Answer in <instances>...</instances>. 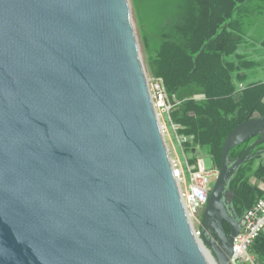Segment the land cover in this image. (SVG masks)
<instances>
[{
    "label": "water",
    "instance_id": "water-1",
    "mask_svg": "<svg viewBox=\"0 0 264 264\" xmlns=\"http://www.w3.org/2000/svg\"><path fill=\"white\" fill-rule=\"evenodd\" d=\"M263 143L264 116L227 136L196 238L129 0H0V264H229Z\"/></svg>",
    "mask_w": 264,
    "mask_h": 264
},
{
    "label": "trees",
    "instance_id": "trees-1",
    "mask_svg": "<svg viewBox=\"0 0 264 264\" xmlns=\"http://www.w3.org/2000/svg\"><path fill=\"white\" fill-rule=\"evenodd\" d=\"M253 12L264 13V0H189L184 20L163 34L160 47L148 57L151 76L161 78L169 96L181 102L172 116L184 127L181 133L193 137L188 145L197 148L192 150L193 160L200 149L207 148L218 170L227 136L239 124L264 116V81L251 80L244 73L253 64L242 50L250 29L246 18ZM242 83L245 88L240 91ZM196 95L205 99H193ZM258 138L232 150L231 159L241 157ZM260 146L257 150L264 148V143ZM249 163L231 184L239 215L264 194L262 191L256 198L257 189L249 179L239 177ZM259 173L264 176V166L257 169ZM251 253L264 264V234Z\"/></svg>",
    "mask_w": 264,
    "mask_h": 264
},
{
    "label": "built area",
    "instance_id": "built-area-1",
    "mask_svg": "<svg viewBox=\"0 0 264 264\" xmlns=\"http://www.w3.org/2000/svg\"><path fill=\"white\" fill-rule=\"evenodd\" d=\"M147 80L149 92L165 140L167 138L169 123L175 139L182 150L189 173V180L185 176L182 163L176 155L174 148L172 149L173 151H170L168 148L173 173L180 189L186 214L195 233V237L200 238L204 210L208 203L213 182L217 177L218 168L214 166L212 169H208L200 153L197 154L194 160L189 161L186 155V148L197 150V148L194 149L192 146H188L193 141V137L182 134L181 132L184 130V127L176 123L172 116L181 102L175 97L174 101L172 100L161 78L152 76L148 78L147 76ZM193 99L203 100L205 96L196 95ZM242 225L241 232L234 238L233 255L229 264H260L259 259L251 253V248L258 240V237L264 234V194L250 208L244 210Z\"/></svg>",
    "mask_w": 264,
    "mask_h": 264
},
{
    "label": "rangeland",
    "instance_id": "rangeland-1",
    "mask_svg": "<svg viewBox=\"0 0 264 264\" xmlns=\"http://www.w3.org/2000/svg\"><path fill=\"white\" fill-rule=\"evenodd\" d=\"M129 3L141 58L146 74L148 78H150L151 73L148 68V57L160 47L163 34L167 33L172 27L184 20L189 0H129ZM174 97V95L171 96L173 101ZM166 143L170 151L174 148L176 155L182 163L185 176L189 180V173L182 150L175 139L169 123ZM199 153L204 159L205 166L208 169H212L216 166L207 148L200 149ZM172 155L174 156L173 152ZM186 155L189 161L193 160V152L190 148H186ZM262 166H264V154L250 161L239 174V177L243 175L247 177L250 184L257 189L256 198L264 191V176L262 177L261 173H259V175L256 174L257 169ZM214 183L215 180L213 184Z\"/></svg>",
    "mask_w": 264,
    "mask_h": 264
},
{
    "label": "crops",
    "instance_id": "crops-1",
    "mask_svg": "<svg viewBox=\"0 0 264 264\" xmlns=\"http://www.w3.org/2000/svg\"><path fill=\"white\" fill-rule=\"evenodd\" d=\"M246 19L250 23V25H248L250 29L247 28V33L249 32L247 37L248 41L247 45L244 46L242 50L248 55V60L253 62V64L247 67L244 73L249 76L251 80L255 78L256 80L264 81V48L262 47V41L264 40V13H255L254 15L253 12V14ZM244 88L245 84H239L240 91Z\"/></svg>",
    "mask_w": 264,
    "mask_h": 264
}]
</instances>
